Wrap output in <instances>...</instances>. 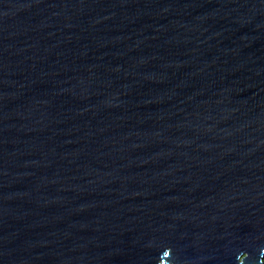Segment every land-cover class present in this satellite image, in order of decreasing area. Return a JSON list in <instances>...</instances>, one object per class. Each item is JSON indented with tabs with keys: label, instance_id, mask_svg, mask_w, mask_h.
<instances>
[{
	"label": "water",
	"instance_id": "95a60500",
	"mask_svg": "<svg viewBox=\"0 0 264 264\" xmlns=\"http://www.w3.org/2000/svg\"><path fill=\"white\" fill-rule=\"evenodd\" d=\"M264 0H0V264H262Z\"/></svg>",
	"mask_w": 264,
	"mask_h": 264
},
{
	"label": "trees",
	"instance_id": "16d2710c",
	"mask_svg": "<svg viewBox=\"0 0 264 264\" xmlns=\"http://www.w3.org/2000/svg\"><path fill=\"white\" fill-rule=\"evenodd\" d=\"M262 264H264V257H263V259H262Z\"/></svg>",
	"mask_w": 264,
	"mask_h": 264
}]
</instances>
